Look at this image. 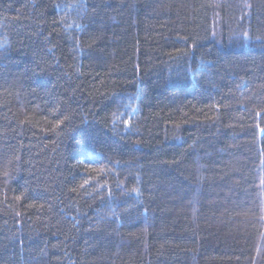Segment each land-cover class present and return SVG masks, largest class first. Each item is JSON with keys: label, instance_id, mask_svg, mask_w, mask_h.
Wrapping results in <instances>:
<instances>
[{"label": "trees", "instance_id": "obj_1", "mask_svg": "<svg viewBox=\"0 0 264 264\" xmlns=\"http://www.w3.org/2000/svg\"><path fill=\"white\" fill-rule=\"evenodd\" d=\"M0 264H264V0H0Z\"/></svg>", "mask_w": 264, "mask_h": 264}]
</instances>
